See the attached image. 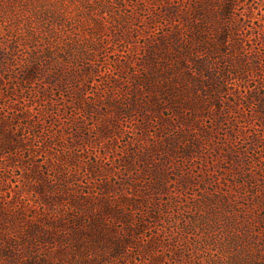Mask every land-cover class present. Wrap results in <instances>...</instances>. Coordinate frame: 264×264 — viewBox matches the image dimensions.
<instances>
[{"label":"rangeland","instance_id":"374dc122","mask_svg":"<svg viewBox=\"0 0 264 264\" xmlns=\"http://www.w3.org/2000/svg\"><path fill=\"white\" fill-rule=\"evenodd\" d=\"M167 1L179 3V0H0V47L9 49L17 47L15 52H11V54L14 53L16 65L14 64L11 70L6 71L3 75L5 85L0 88L1 115L11 118V113L15 110L12 105H18L23 110L28 108L32 117L36 119L40 110L49 103L65 112L64 115L55 116L51 127L48 126L50 124L48 122V127L46 130H42L41 136H35L25 126V120L21 117L13 120L17 123L11 124L9 127L23 139V143L26 145L14 153L5 150L0 155V264H83L84 261L95 259L96 254L94 253L96 252L94 251H92L94 253L91 251L87 253L83 249L75 252L73 249L81 245V240L79 241L75 237L77 235L74 234L70 221L78 213H83V216L88 219L87 201H91L99 207L102 199H109L115 208L125 209L132 213L133 221L140 217L148 219V225L151 228L143 238L147 239V236L160 233V238L168 241L171 235L169 229L168 232H164L161 222L157 224L145 210L134 208L130 201L140 200L142 195L149 192L148 184L154 176L153 170L150 168V171L148 167L153 168L161 163L160 157L164 152L160 149L166 145L167 133L171 131L161 132L162 128L157 124V116L153 114L151 115L153 121L147 136L142 137L138 125L143 123L144 117L135 112L131 115L120 116V130L111 133V135H106L103 138L99 131V125H108L109 122L117 120L113 114L114 108L107 106L104 99L110 96L114 101L117 100L128 106L127 101L131 97L133 88L137 85L135 78L137 75L143 74L147 67V64L145 65L146 45L153 39L161 38L172 30L174 25L179 24L178 18L175 21L166 19L163 4ZM181 3L183 7L185 2ZM237 12L241 17L242 25L234 34L242 40L248 57H253L257 51L264 54V46L258 42L264 25V0H238ZM115 14L121 15V19L132 20L129 29L132 38L129 42L115 41L116 24L112 21V16ZM96 23L102 24L105 35L99 41L102 50L96 54L93 53L92 64L97 66L98 72L87 80L86 95L89 101L100 99V101L96 100L95 105L98 111L103 114L95 112L90 116L83 109L76 108L65 100L67 92L57 86L47 84L45 79L38 80L31 88L40 89L49 86L52 90L49 97L46 98L37 93L34 95L38 102L29 101L25 97L27 89H24V85L19 84L14 78L16 73L22 77L20 67L24 65L26 57L32 52L42 53L47 49L53 51V56L60 60L67 59L68 50L72 47V43H80L79 38L86 37L91 41L95 40L93 38L95 35L91 33L97 32ZM32 34H34L33 37ZM117 61L128 64L123 75H118L119 72L116 70L115 64ZM260 73L263 74L251 75L248 85L250 88L259 85L258 89L264 91L259 84V81L264 79V67ZM108 80L118 81L120 86L114 88L110 85L111 83H108ZM230 80V93H226L224 99H231L238 103L237 110L248 113L250 116L249 120L239 119L235 129L241 128L248 133L251 130L262 129L257 126L258 120L251 116V108L256 107L257 103L254 102L249 106L244 102L247 90L241 84L243 80L235 77ZM106 85H110L109 90ZM13 87L17 96L9 99L6 97V93L9 88L12 90ZM140 95L143 99H147L150 96V91L144 89L140 91ZM10 105L11 107H9ZM169 112L171 111L164 110L166 115ZM188 113L191 111L189 110ZM208 113L212 116L216 113V109H208ZM198 114L202 113L198 112ZM224 117L226 120L223 121L220 129L214 130V135L217 137L225 138L226 133L232 131L234 127L231 121L235 119L236 114L227 112ZM198 118L205 126L213 125L211 117L199 116ZM75 119L86 122L88 130L82 132L86 139L74 140L73 133L77 131V128L71 125V122ZM179 126L181 127V125ZM177 131L176 129V132H172V134H177ZM218 140L219 138L215 141L212 139L203 140L205 143L202 156L186 160L173 159L175 163H180L183 167L173 168L171 165L170 192L162 195L158 200L160 205H157V211L164 225H169L177 220L175 226H182V222L186 218L179 213V209L187 207V201L191 200L192 203L198 201V199L195 201L194 197L200 196L201 190L198 185L191 186L186 191L176 187L175 179H178L184 172L197 175L204 166L205 171L206 168L209 171H214L215 177L221 180L218 185H221L222 191L230 189L227 184L235 183V179L241 182V178H234V173L229 170L232 163L223 159L228 145L223 144V141L220 140L223 150L220 154L214 150L215 145L219 143ZM246 140L247 138L240 136L234 139L236 149L245 147ZM76 141H78L77 145H75ZM57 142L58 144H56ZM228 142L232 143L231 139ZM157 144H160L159 150H152ZM135 151L145 153V161L138 156L133 159L132 153ZM73 154L78 156L77 161L68 163L67 159L70 160ZM9 157L15 159V164H9ZM250 157L251 155L246 153L244 158L250 160L246 167L259 175L261 183L260 176L263 174V169L260 166L264 165V157H262V162H253ZM125 160H133L132 166L128 167ZM96 161L102 164V171L93 173L90 164ZM32 168H36L39 173L44 175L48 185L52 187L53 193H49V195L59 196L60 201H54V203L44 201L36 191L39 182L33 176ZM197 179L199 180V177ZM106 183L122 184L117 191H105L102 188ZM263 186L264 182L253 188L241 185L236 187L240 191L239 199L247 203L248 200L241 194L245 197L248 195L250 201L254 197L257 201L259 196L261 206L258 209L264 213L263 197L261 198L259 194ZM61 189H65L66 192ZM234 196L235 193L234 195L223 193L222 198L220 197L221 199L218 198V200L222 201L223 206H228L226 202L233 199ZM71 198L84 200L85 208L79 209L73 205L70 201ZM215 205V200L205 203L200 214L210 216L215 222L220 223L219 232L213 235L204 229L200 235L196 233L188 235V238L194 240L193 243L198 246L196 250L197 263L264 264V259H262L264 253L256 248L250 237L251 234L246 231L248 226L238 224L236 230L230 229L226 226L227 221H223L225 215L220 216ZM190 215L187 213L186 217L189 219ZM110 223L114 224V221L111 220ZM121 223L117 221L115 225L119 230L123 226ZM174 230L177 232V229L174 228ZM208 233L212 237L210 243L206 241ZM41 237H47L49 240L40 241ZM76 239L78 240L76 241ZM163 251L166 263H172L173 261L167 258V256L171 257V252L167 249L160 247L159 252L156 253L162 254ZM259 257L260 260H258ZM126 260H130L128 264H149L147 260H143L139 251L132 249L128 250L127 254L114 264H124L123 261Z\"/></svg>","mask_w":264,"mask_h":264},{"label":"trees","instance_id":"16d2710c","mask_svg":"<svg viewBox=\"0 0 264 264\" xmlns=\"http://www.w3.org/2000/svg\"><path fill=\"white\" fill-rule=\"evenodd\" d=\"M181 2H185L183 7ZM237 4L238 0H179V3L167 1L163 4L166 19L175 21L178 18L179 24L174 25L173 29L161 38L153 39L151 43L146 45L145 65L147 64V67L143 74L137 75L135 78L137 85L133 88L131 97L127 101L128 106L119 103L117 100L114 101L110 96L104 99L107 106L114 108L113 114L117 120L109 122L108 125H99L100 136L103 138L120 130V116L131 115L133 112L140 113L144 117L143 123L138 125L142 137L147 136L153 121L151 116L153 114L157 116V124L162 128L161 132L171 131L167 133L166 145L160 149L164 152L160 157L161 163L153 168L148 167L149 170L150 168L153 170L154 176L148 184L149 192L142 195L140 200L130 201L134 208L145 210L147 215L155 219L157 224L161 222L162 230L168 232L169 229L171 235L168 241L162 240L160 233L152 234L145 239L143 236L151 228L147 218L140 217L133 221L132 213L125 209L115 208L109 199H102L99 207L95 203L87 201L88 219L83 216V213H78L70 221L74 234L77 235L75 237L79 241L81 240V245L73 248L75 252L83 249L87 253L88 251L96 252L94 253L96 254L95 259L84 261L83 264H114L130 249L139 251L143 260H147L149 264H165L164 251L162 254L156 253L159 252L160 247L171 252V257L167 256V258L174 263L171 261L170 264H198L196 259L198 246L193 243L194 240L188 238V235L191 233L200 235L204 229L213 235L219 232L220 223L215 222L210 216L200 214L205 203L213 200L216 201V210L220 216L225 215L223 221H227L226 226L236 230L238 224H246L248 226L246 231L251 234L250 237L253 239L256 248L264 253V213L258 209L261 206L259 196L257 195V201L256 197L250 201L248 195L245 197L241 194L243 198L248 200L245 203L239 199L240 191L236 189L240 185L253 188L255 185L264 182V165L260 166L263 169L260 183L259 175L246 167L250 160L244 158L246 153L251 155L250 158L253 162H262V157H264V91L258 89L259 85L254 88H250L248 85L251 75L263 74L260 71L262 72L264 67V54L257 51L253 57H248L242 40L235 36V31L242 25L241 17L237 12ZM120 16L117 14L112 16V21L116 24L115 41L129 42L132 38L129 30L132 20L121 19ZM95 28L97 32L91 33L95 35L92 36L95 40L91 41L90 38L86 39V37L79 38L80 43H72V47L67 53V59L60 60L53 56V51L47 49L42 53L32 52L26 57L24 65L20 67L22 77L16 73L14 78L19 84L24 85V89H27L25 97L29 101L38 102L34 95L37 93L46 98L49 97L52 91L49 86L40 89L31 88L38 80L45 79L47 84L57 86L67 92L65 100L72 103L76 108L83 109L90 116L95 112L103 114V112L98 111L95 105L100 99L89 101L86 95L87 80L98 72L97 66L92 64L93 53L96 54L102 50L99 41L105 35L102 24L96 23ZM31 36L33 37L34 34ZM258 42L264 46V25L259 34ZM16 48V46L10 49L0 47V88L5 85L4 73L10 71L15 64L16 59H14V53L11 54V52H15ZM115 64L116 70L119 72L118 75H123L128 66L127 62L117 61ZM234 77L243 80L241 84L247 90L244 96L245 104L251 106L252 103H257L256 107L251 108V116L258 120L257 126L262 129L251 130L250 133L238 127L235 129L239 119L249 120L250 116L248 113L237 110L238 103L231 99H224V95L230 93V79ZM108 83H111L110 85L114 88L120 86L118 81L108 80ZM259 84L264 90V79L259 81ZM110 85H106L107 90H109ZM144 89L150 91V96L147 99H143L140 95V91ZM16 94L14 87L12 90L9 88L6 97L13 99ZM12 108L15 110L11 113V118L3 117L0 113V155L5 150L14 153L26 145L15 131L9 129L11 124L17 123L13 120H17L19 117L23 118L25 126L35 136H41L42 130L53 125L55 116L65 114L52 103L41 109L36 119L32 117L33 115L30 114L28 108L23 110L18 105H12ZM212 108L216 109V113L211 116L208 109ZM164 110L171 112L166 115ZM189 110L191 113H188ZM198 112L202 114L199 115ZM227 112L236 114L235 119L231 121L234 127L232 131L226 133L225 138L217 137L214 135V130L220 129L223 121L226 120L224 116ZM199 116L211 117L213 125L201 124ZM48 122L50 124L47 126ZM71 125L77 128V131L73 133L74 140L86 139L85 135L82 134L88 130L84 120H72ZM176 129L178 130L177 134L173 135L172 132H176ZM238 136L247 138L246 146L239 150L234 144V139ZM217 138H219L218 142L221 140L223 144L228 145L226 154H223V159L232 163L229 170L234 173V178L240 177L241 182L235 179V183L227 184L230 189L222 191L221 185H218L221 180L215 177L214 171H209L208 168L205 171L203 166L197 175L184 172L178 179H175L176 187L186 191L187 188L198 185L201 190L200 196L194 197V200L198 199V201L193 203L191 200L187 201V207L179 209V213L186 218L182 222V226H175L177 224L176 219L173 223L164 225L157 211V205H160L158 200L161 199L162 195L170 192L171 165L173 168L176 166L178 168L183 167L180 163H175L173 159L186 160L195 156H202L205 143L203 140L212 139L215 141ZM56 139L58 140V138ZM229 139L232 143L228 142ZM52 140L50 141L51 144L53 143ZM77 144L78 141L75 142V145ZM159 147L160 144H157L152 150H159ZM214 150L217 154L221 153L223 150L221 142L215 145ZM132 154L133 159L138 156L145 161V153L135 151ZM70 158V160L67 159V162L72 161L74 163L78 156L73 154ZM58 159L61 160V158ZM8 162L10 165L15 164V159L9 157ZM125 162L128 163V167H131L133 160H125ZM90 165L93 173L102 171V164L99 161ZM31 172L39 182L36 191L44 201L46 203L60 201L59 196L49 195L53 191L44 175L39 173L36 168H32ZM245 176L247 177L244 178ZM121 184L106 183L102 189L117 191ZM61 190L66 192L65 189ZM223 193L228 195L235 193L234 198L226 202L228 206H223L222 201L218 200V198H222ZM259 194L264 201V186ZM70 201L79 209L85 208L84 200L71 198ZM187 213L191 214L189 219L186 217ZM211 217L213 218V215ZM109 218L110 220H107ZM111 220L114 221V224L110 223ZM117 221L123 223L121 230L115 226ZM174 228L177 229V232ZM210 235L206 240L209 243L212 239ZM45 240L49 239L47 237L40 238V241ZM203 242L205 243V241ZM148 254L149 257H147ZM262 259H264V255H262ZM123 262L128 264L130 260Z\"/></svg>","mask_w":264,"mask_h":264}]
</instances>
